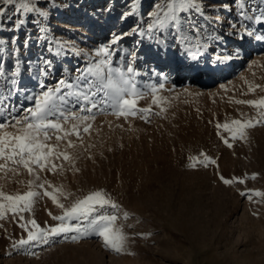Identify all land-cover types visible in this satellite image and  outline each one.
Wrapping results in <instances>:
<instances>
[{"label":"rangeland","instance_id":"374dc122","mask_svg":"<svg viewBox=\"0 0 264 264\" xmlns=\"http://www.w3.org/2000/svg\"><path fill=\"white\" fill-rule=\"evenodd\" d=\"M161 2L0 0V123L22 119L43 91L74 93L59 82L75 84L96 65L105 72L131 65L126 75L143 93L123 115L94 108L79 137L57 142L59 133L50 131L48 144L59 143L54 152L71 159L52 157L44 170L33 166V175L11 164L15 173L0 170L4 194L39 193L31 210L0 218V264H264V107L237 103L264 98V21L255 20L264 0H242L243 9L238 0H199L202 15L182 14L187 42L170 26L149 30ZM235 120L255 126L241 137ZM61 123L70 130L77 122ZM95 191L110 203L89 220L115 215L113 229L126 237L122 251L96 234L72 241L77 232L18 244L35 231L32 220L50 229L60 223L53 217Z\"/></svg>","mask_w":264,"mask_h":264},{"label":"snow or ice","instance_id":"6c2138e0","mask_svg":"<svg viewBox=\"0 0 264 264\" xmlns=\"http://www.w3.org/2000/svg\"><path fill=\"white\" fill-rule=\"evenodd\" d=\"M8 3H13V0H7ZM240 8H244L242 0H238ZM20 7L25 11H33L26 3H21ZM156 11L150 13L152 22L148 25L149 30L153 28L167 29L169 26L174 29L176 38L180 41L187 42L189 37L183 32V25L185 17L184 13L194 11L197 14H203V8L199 0H162L161 3L155 5ZM243 15V13H241ZM249 19H252L249 17ZM255 20L260 22L264 21V9H261V15L256 16ZM21 23H23L21 21ZM195 28V25H191ZM236 27V25H232ZM135 31V30H134ZM119 37L114 38L113 42ZM106 49L101 48L100 52H105ZM133 68L128 65L126 69L121 67H108L105 72L100 65L89 67L86 73H81L77 77V83L65 84V81H60L61 86L69 89H75V92L61 94L59 97L55 96L60 88L48 89L43 91L39 97H35V105L33 108L27 110V115L20 120L14 117L4 123H0V170L12 171L15 173L16 168H8V165L22 166L27 170L29 175L34 174V167H39L44 170L49 164L50 158L55 157L59 159L63 157L64 160H69L71 157L64 151L54 152V147L48 144L52 139L49 132L59 133L55 136L57 142L67 139L75 132L79 137V128L83 124L84 132H88L91 124L86 123L90 119H94L92 110L99 106L105 105L113 110V114L123 115L133 110L136 104V97L142 96L143 93L137 88L134 80L127 76L126 73H133ZM15 75V74H14ZM15 83V81H13ZM163 88V84L160 85ZM259 87V86H257ZM153 93L156 91V86L153 85L150 89ZM250 90H253L250 86ZM74 96V100L70 97ZM59 100L60 103H56ZM109 101H111L109 103ZM237 103H247L255 107H264V98L259 101H237ZM71 105V106H69ZM80 105L77 111L73 109ZM2 106V105H0ZM101 111L105 110L103 107ZM142 111H149V109H142ZM261 119L264 120V112L260 113ZM69 120H74L71 129H65L64 123ZM257 121L256 123H260ZM232 124L237 126V133L243 137L244 129L254 127L255 124L251 121L241 122L239 120L232 121ZM17 125H20L17 128ZM6 127L15 129L14 132L4 131ZM219 127V126H218ZM225 129L229 125H223ZM235 138V136L233 137ZM71 140H68V147H74ZM207 157L205 158L207 162ZM214 163V161H211ZM56 165L50 164L49 170H55ZM254 178V177H253ZM38 180L39 177L37 176ZM225 183H231L230 180H225ZM243 182V181H240ZM33 181H29L31 186ZM47 183V181H45ZM44 188V184L37 185ZM39 193L31 190L23 194L7 195L0 191V218H3L7 211L18 213L20 211L31 210L34 203V198ZM45 196H50L54 203H58L54 195L45 191ZM110 203V198L102 191L92 192L82 199H78L72 206L63 212V215L55 216L53 219L60 221L56 226L50 229H43L40 225L36 224L35 220L30 223L35 228V231H29L27 239H21L18 244L24 245L29 241H43L48 243L49 236H60L62 233L77 232L79 235L71 236L72 241H77L81 236L89 234H96L103 238L105 247L111 248L116 252L123 250V243L126 237L120 230L113 229V223L117 219L115 215L99 214L89 220L92 213L98 209H103L105 205ZM59 207L64 208L63 204H58ZM112 208H116V204H111ZM126 216V214H125ZM81 218L88 220V225L81 227L79 223L76 225H69L67 221L77 220Z\"/></svg>","mask_w":264,"mask_h":264},{"label":"bare ground","instance_id":"6f19581e","mask_svg":"<svg viewBox=\"0 0 264 264\" xmlns=\"http://www.w3.org/2000/svg\"><path fill=\"white\" fill-rule=\"evenodd\" d=\"M194 59H195V57H193V58L190 59V60L193 61ZM183 62H184V64H186V63L189 62V59H184ZM170 65H171L172 67H178L180 64L176 63L175 61H171V62H170ZM209 66H213V65L209 63Z\"/></svg>","mask_w":264,"mask_h":264}]
</instances>
